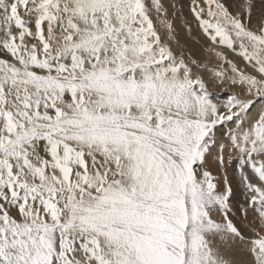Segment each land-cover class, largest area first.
<instances>
[{"label":"snow or ice","instance_id":"snow-or-ice-1","mask_svg":"<svg viewBox=\"0 0 264 264\" xmlns=\"http://www.w3.org/2000/svg\"><path fill=\"white\" fill-rule=\"evenodd\" d=\"M0 264H264V0H0Z\"/></svg>","mask_w":264,"mask_h":264},{"label":"rangeland","instance_id":"rangeland-1","mask_svg":"<svg viewBox=\"0 0 264 264\" xmlns=\"http://www.w3.org/2000/svg\"><path fill=\"white\" fill-rule=\"evenodd\" d=\"M197 38H199V37H197ZM201 43H204V42L201 41ZM193 45L198 49L200 55H202V56H204V57H208V56L210 55L208 52L203 51V50L201 49V46H200V45H196V44H195V41H193ZM217 91H218V90H217Z\"/></svg>","mask_w":264,"mask_h":264}]
</instances>
